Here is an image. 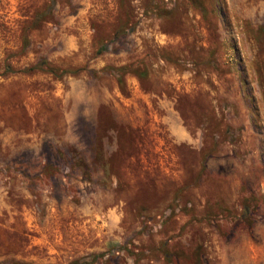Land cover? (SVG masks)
Here are the masks:
<instances>
[{"label": "rangeland", "instance_id": "obj_1", "mask_svg": "<svg viewBox=\"0 0 264 264\" xmlns=\"http://www.w3.org/2000/svg\"><path fill=\"white\" fill-rule=\"evenodd\" d=\"M0 264H264V0H0Z\"/></svg>", "mask_w": 264, "mask_h": 264}]
</instances>
